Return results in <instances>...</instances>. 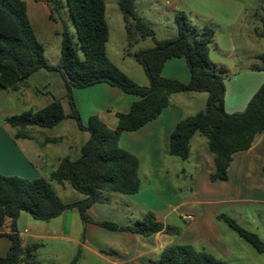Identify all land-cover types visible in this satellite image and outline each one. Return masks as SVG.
I'll use <instances>...</instances> for the list:
<instances>
[{"label":"crops","instance_id":"obj_1","mask_svg":"<svg viewBox=\"0 0 264 264\" xmlns=\"http://www.w3.org/2000/svg\"><path fill=\"white\" fill-rule=\"evenodd\" d=\"M257 1L260 3L261 0ZM25 2L36 36L44 45L53 39L59 26L51 18L50 8L45 1ZM177 2L195 15L197 23L188 18L192 25L201 27L210 24L213 27L214 37L208 47V57L228 70L224 78V108L228 113L243 111L264 82V70L251 68L253 64H261L264 58L243 69L239 67V70L237 60H232L237 50L246 48L249 41L248 36L242 37L249 26L250 6L247 0H170L177 12L185 13ZM259 8L262 12L259 16L263 20L264 10L261 6ZM253 32L255 42L264 41ZM140 48L143 47L134 49L133 46L131 52ZM220 52L227 53L229 58L222 57ZM123 54L132 56V53L125 54V51ZM119 68L133 79L125 68ZM161 74L184 83L190 77L183 57L168 59ZM143 81L148 83L146 76ZM184 92L190 93L185 95ZM73 95L83 123L96 115L112 129L117 125L116 114L127 112L137 99L135 95L104 82L74 89ZM53 98L61 101L65 114L70 112L64 79L59 71L40 68L16 90L0 87L1 174L48 179L62 157L76 159L80 155V147L90 134L80 129L70 117L51 127L27 126V137L17 136L16 129L5 120L26 110H39ZM206 99L207 93L204 92L172 93L169 105L157 117L134 131L121 133L119 146L135 155L139 161V189L131 194L104 192L102 199L87 208L91 221L83 222L75 208L66 209L49 220H38L22 211L16 221L17 232L23 246L37 245V264H69L75 255H78L76 264H160L161 252L175 244H191L229 264H232L229 260L233 257L230 241L249 252L247 247L232 237L216 216L227 209L246 212L254 208L256 215L264 218V129L255 135L249 149L233 155L225 180L210 179L215 168L213 155L208 150L205 137L199 133L192 136L189 156L185 159L191 165L190 190L185 192L181 186L187 184L183 178L185 167L180 166L173 172L178 179L181 178L180 183L172 181L170 177L174 156L168 152L169 136L179 120L202 110L196 107L195 101L206 104ZM50 183L64 202L84 197L67 181ZM148 211L153 212L163 224L178 228L179 233L158 231L142 235L130 230L109 229L100 224L106 221L117 226H130L142 220ZM187 215H192V219H187ZM247 222L246 227L258 235L261 227H264V221ZM8 231L7 224L0 225V256L6 255L10 245L6 236Z\"/></svg>","mask_w":264,"mask_h":264},{"label":"trees","instance_id":"obj_2","mask_svg":"<svg viewBox=\"0 0 264 264\" xmlns=\"http://www.w3.org/2000/svg\"><path fill=\"white\" fill-rule=\"evenodd\" d=\"M43 1L50 8L51 18L61 23L57 30L61 36L59 60L56 64L48 62L44 45L37 38L29 20L25 0H0V87L16 90L40 68L59 71L64 79L70 112L65 114L61 101L53 98L39 110H26L10 115L5 120L16 129L17 136L27 137V126L51 127L70 117L90 136L80 147V155L76 159L62 157L48 179H27L0 173V225L7 224L9 231L6 236L10 240L6 255L0 256V264H37V245L23 246L17 232L16 221L22 211L35 219L49 220L66 209L75 208L81 220L87 222L91 221L87 208L102 199L104 192L131 194L138 191V158L119 146V137L121 133L134 131L157 117L169 105L172 93H207L205 107L175 125L169 136L168 152L185 160L189 156L192 136L196 133L203 135L215 166L210 174L211 180H225L233 155L249 149L255 135L264 129V82L243 111L226 112L224 78L228 70L208 57V47L214 37L210 24L201 27L192 25L186 14L179 11L175 14L176 36L157 40L153 29L137 14L135 0H119L126 31L125 54L132 53L142 67L148 81L147 85L142 86L107 55L109 27L104 0H65L73 31L63 20V5L60 1ZM262 25V29L255 27L254 31L264 38V19ZM146 37L152 38L153 45L131 52L133 46ZM174 57L185 59L190 72L188 82L161 74L164 63ZM251 68L264 70V60L261 64L251 65ZM100 82L117 86L123 92L137 97L127 112L116 114L117 125L113 129L96 115L83 123L75 105L74 89ZM51 181H67L84 197L64 202L53 189ZM216 219L231 228L256 252L264 254V242L256 232L242 227L226 213H219ZM100 224L109 229L130 230L142 235L158 231L179 233L178 228L163 224L151 211L130 226H117L106 221ZM77 260L78 255H75L69 264H76ZM159 263L229 264L191 244L166 247L160 254Z\"/></svg>","mask_w":264,"mask_h":264},{"label":"rangeland","instance_id":"obj_3","mask_svg":"<svg viewBox=\"0 0 264 264\" xmlns=\"http://www.w3.org/2000/svg\"><path fill=\"white\" fill-rule=\"evenodd\" d=\"M63 5L62 17L65 20L70 28L73 31V26L69 15L67 13L65 7V0H59ZM119 0H104L106 9H105V18L109 27V38L106 44L107 47V55L117 66L125 68L126 71L132 78L142 86L147 85L143 79H145V73L140 66V64L135 60L134 56L124 55V51L126 48V31L123 24L122 11L119 7ZM249 7L248 18H249V26L248 31L242 36H248L249 41L246 42V48L242 47L237 50V55L232 58V60H237V69L239 67L242 69L245 68L248 64L252 62H261L264 58V41H256L254 39V28L258 27L262 29V20L260 19V11L259 6H261L264 10V0H261L260 3L256 0H247ZM254 3V4H253ZM177 6L181 8V10L185 11L187 18L191 20L193 23H197L194 19L195 15L190 13L188 9L181 5V2H177ZM253 8V10H252ZM135 10L137 14L145 20V22L153 29L154 38L157 40L174 37L177 34V27L175 22V14L177 12V8L173 7L171 3L167 4L166 0H135ZM56 18L58 16L54 14ZM58 26L60 27V22L58 21ZM238 36V35H237ZM153 45V40L150 37H146L143 40H140L137 44L134 45V49L143 47L147 48ZM60 46H61V36L59 33H55L53 35V39L49 42L44 43L45 55L50 64H56L60 57ZM220 55L226 56L227 53L220 52ZM235 69V70H237ZM190 92H184L183 94L187 95ZM206 94V92H204ZM196 107L203 109L205 103L202 104L198 101H195ZM200 106V107H199ZM174 165L170 171L172 181L181 182V178L178 179L176 175L173 173L179 169L180 166L185 167V174L183 178L186 181V185L181 184L182 189L184 191L190 190L191 186V177L189 175L190 171V162L188 160L180 159L174 156ZM173 173V174H172ZM182 176V175H180ZM188 194V193H186ZM184 196H186L184 194ZM228 210V209H227ZM225 211L226 214L231 216L236 222L242 227L248 229L246 226L248 224L247 221H264V218L258 217L256 215V210L254 208H250L246 210V212H239L237 209H231ZM248 211V212H247ZM24 212V211H23ZM27 213V212H26ZM248 213V214H247ZM249 216V217H248ZM180 221V220H179ZM239 221V222H238ZM223 227L229 231L234 239H237L241 242L245 247L248 248L249 252L244 251V247L241 248L239 244L234 241L229 242V246L232 249L233 257L229 260L232 264H251L255 262V264H264V254H260L256 252V250L247 243L244 239L238 236L231 228H229L226 224L223 223ZM250 230V229H248ZM260 234L258 235L260 239L264 242V227H261Z\"/></svg>","mask_w":264,"mask_h":264},{"label":"built area","instance_id":"obj_4","mask_svg":"<svg viewBox=\"0 0 264 264\" xmlns=\"http://www.w3.org/2000/svg\"><path fill=\"white\" fill-rule=\"evenodd\" d=\"M166 3L169 4L170 3V0H166ZM186 218L187 219H192V215H187Z\"/></svg>","mask_w":264,"mask_h":264}]
</instances>
